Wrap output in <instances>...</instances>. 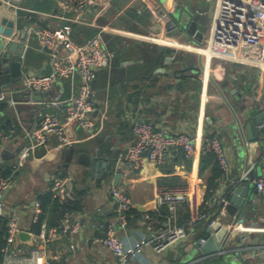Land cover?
Instances as JSON below:
<instances>
[{"label": "crops", "instance_id": "1", "mask_svg": "<svg viewBox=\"0 0 264 264\" xmlns=\"http://www.w3.org/2000/svg\"><path fill=\"white\" fill-rule=\"evenodd\" d=\"M178 6L182 10L206 7L209 11L204 0H95L79 13L61 12L57 0H21L17 7L0 3V25L5 18L12 21V41L25 45V53L20 58V79L2 90L8 95L12 92L10 96L18 104L15 108L3 101L7 107L0 110V126L11 135L0 147V174H4L0 177L10 184L1 195L5 206L1 216L7 222L15 218L20 231L31 235L29 243L20 240L18 234L9 242L7 230L9 244L4 259L21 250L25 257L38 253L43 264H118L117 258L99 242L106 234L107 225L116 221L113 187L126 191L132 199L126 212L127 228L120 229L117 225L118 235L129 245L151 237L144 213L157 215L156 197L160 192L173 189L188 196L191 212L185 227L189 237L164 253H156L151 245H146L130 264H202L216 258L201 254L196 243L199 233L195 229L196 222L207 221L209 210L218 205L213 201L219 200L221 195L226 197L251 164L256 168L242 182L258 175L264 167V133L257 127L258 137L251 134V138L246 129V123L264 111V76L252 68L239 64L235 68L230 63L213 60L209 49L198 47L200 42L194 36L181 33L179 28L168 30L159 12L165 11L171 16ZM57 15L77 20L69 22L74 25L73 38L77 43L100 33L113 53L112 64L110 68L99 70L91 85L96 108L90 116L93 127L90 130L71 127L68 135L72 143L67 147L59 146L57 139L51 137L47 147L38 148L17 167V152L29 143L27 135L41 115L58 113L63 118L57 107L43 102L58 93L70 96L67 83H59L50 93L31 94L24 87L27 73L48 74L51 70L48 55L37 39L31 38L26 43L21 40L23 35L25 37L24 28H56L68 23ZM12 55L14 53L9 51L4 54ZM137 119H147L171 132L185 130L192 135L218 136L226 147L228 172L217 163L222 173L215 178V188L209 186L217 169L210 163L200 173V150L193 158H186L181 150L171 152L160 166L145 162L139 170H134L128 162L127 150L133 142L132 124ZM68 149H74L70 161L67 160ZM79 153L97 157L99 170L79 164ZM104 162L105 168L101 166ZM117 173L121 177L115 184ZM62 177L70 179L71 198L67 201L81 204V210L65 215L80 221L81 228L71 237L59 236L50 244H43L39 239L43 224L47 229L60 232L65 215L54 224L48 210L36 233L34 225L41 214L37 213L36 205L40 206L42 195L51 192L53 180ZM207 191L209 195L204 201ZM251 197L253 207L248 209L243 222L237 223L241 224L240 229L257 230L264 225V199L258 193ZM202 203L204 211L200 212ZM185 210L181 207L178 211L181 225H186ZM236 219L225 210L223 216L219 213L214 220L230 226ZM239 234L242 233L232 235L228 246L233 247ZM240 243L243 254L248 256L253 251L261 260L260 264H264V234L248 233Z\"/></svg>", "mask_w": 264, "mask_h": 264}, {"label": "built area", "instance_id": "2", "mask_svg": "<svg viewBox=\"0 0 264 264\" xmlns=\"http://www.w3.org/2000/svg\"><path fill=\"white\" fill-rule=\"evenodd\" d=\"M21 0H0V3L17 7ZM95 0H57L61 12H82ZM215 7L211 13L209 27L207 26L203 40L198 47L207 48L212 54L213 60L234 63L246 68L256 69L264 76V0H215ZM68 23L56 28L27 26L24 28V40L36 38L42 50L48 55L50 72L48 74L27 73L24 87L29 93H50L59 83H67L70 88V96L63 97L58 93L52 99L43 102L46 106H55L63 113L43 114L38 124L28 133L29 143L17 152L16 166L20 167L31 157L38 148L47 147L51 137L57 139L58 145L67 147L72 141L68 135L71 127H80L90 130L93 122L90 119L95 111V103L92 100V82L97 72L111 67L113 53L107 48L99 34L93 39L77 43L73 38V27L69 23L77 21L57 15ZM14 35V34H13ZM4 38L7 47L13 40ZM5 46L3 52H6ZM13 94L12 92H9ZM10 94V95H11ZM8 93L0 92V102L7 101L16 108L18 101L11 98ZM10 96V97H8ZM264 133V122L258 126ZM133 142L127 150V159L134 170H139L145 162L155 166L162 165L171 152L181 150L186 158L195 157L201 152L214 153L221 169L226 173L229 170L226 147L218 136L192 135L188 131L171 132L166 128L156 126L154 123L137 119L132 124ZM11 138L0 126V147ZM200 144V147H199ZM264 160V149L262 151ZM256 168L255 164L248 167L241 179L249 176ZM253 184L256 192L264 199V167L260 174L254 176ZM9 181L0 177V216L4 213L2 192L9 187ZM112 198L115 206L116 221L107 225L106 234L99 242L106 250L112 253L118 260V264H130L138 257L142 248L151 245L156 253H164L176 244L189 237L187 228L178 222V211L188 204V196L182 191L166 190L156 197L154 216L150 212L144 213V218L151 230V237L141 239L132 245L118 235V229L127 228L126 212L132 205L131 197L118 187L112 188ZM53 200L60 203L70 199V179L67 177L55 178L51 187ZM214 204H222L220 215L225 214V206L228 200L221 195ZM213 203H208L212 205ZM37 213L41 212L39 204L36 205ZM219 221V220H218ZM217 220H212L209 228H212ZM117 225L119 228H117ZM61 231L47 229L43 224L39 239L43 244L54 241L57 237H71L81 228L78 220H72L70 215H65L61 221ZM241 224L234 225V233H262L264 225L250 230L249 227L240 229ZM248 229V230H247ZM8 241L13 242L20 232L18 222L11 218L7 222ZM209 235H214L210 232ZM207 241L200 238L196 243L201 246ZM236 250L242 252L241 244ZM21 250L6 255L2 264H43L38 253L30 256L21 255ZM218 250L215 254H220ZM214 255V254H213ZM207 255V256H213Z\"/></svg>", "mask_w": 264, "mask_h": 264}, {"label": "water", "instance_id": "3", "mask_svg": "<svg viewBox=\"0 0 264 264\" xmlns=\"http://www.w3.org/2000/svg\"><path fill=\"white\" fill-rule=\"evenodd\" d=\"M172 7L170 6L171 10L173 9ZM207 13L208 8L205 7L204 9L192 8L190 11L182 10V12L177 9L171 16L165 11H160L159 16L166 22V28L168 30L179 28L181 33L194 36V39L201 42L207 29V21L205 18ZM13 34L14 23L7 18L3 19L0 25V92L3 89L9 88L12 84L15 85L20 79L22 72L20 58L25 53V45L17 41H12L7 47L5 46L4 38H11ZM23 39L24 35L21 37V40ZM4 46L7 48L6 52H13L14 55L10 57L4 56L6 53L3 52ZM189 60H191V57H189ZM211 80L221 90L219 84L213 78ZM263 122L264 111H261L246 123V129L250 132V137L251 134L256 138L258 137L257 127ZM42 151H44V148ZM67 151V160L70 161L74 149H68ZM77 162L83 166L93 167L95 170H99L100 167V162L97 160V157H90L87 153H79L77 155ZM101 166L105 168L106 163L104 162ZM120 177V173L115 174V184L119 181ZM253 178L254 176H250L246 181L234 182L235 184L231 186L225 210L237 219L230 226L223 224L221 221H217L212 228L207 230L209 233L214 232V235L207 237V241L200 246V252L202 255L214 254L212 257L213 259L216 258L211 260V262L202 264H260L261 260L253 251L246 256L241 251L236 250L241 244V239L246 237L248 233L239 234L233 247L228 246L231 240L230 238L233 235L234 225L238 222L242 223L243 217L247 214L248 209L253 207L254 202L251 195L257 193L254 184L251 183ZM18 237L25 243H29L31 239V235L26 231H20ZM218 250L222 252L215 254Z\"/></svg>", "mask_w": 264, "mask_h": 264}, {"label": "trees", "instance_id": "4", "mask_svg": "<svg viewBox=\"0 0 264 264\" xmlns=\"http://www.w3.org/2000/svg\"><path fill=\"white\" fill-rule=\"evenodd\" d=\"M73 25V24H72ZM74 26V25H73ZM41 27H47V26H41ZM97 34H94L93 36H91L89 39H93L94 36H96ZM86 41V40H85ZM150 46V45H149ZM151 47V46H150ZM167 52L170 53L171 50L167 49ZM7 107L6 103L0 102V110H4ZM176 154V153H175ZM212 163L213 165L216 166V171L214 174L213 179L209 182V186H213L215 188L216 186V182L215 178L219 177L222 173L221 169L218 167L217 165V160L216 157L214 155V153L212 152H202L201 155V167H200V173L202 174V170H204L208 164ZM1 176H3L2 174H0ZM208 191L204 194L203 199L205 201V199L208 196ZM225 198L229 197V192L226 193ZM204 203L201 204V206H199L200 212L204 211L202 210ZM40 208H41V214L38 217L37 223H35L34 225V230L36 233H38L40 231V226L42 221L45 218V214L47 213V211L49 210V215L50 217L52 216V223H57L66 213H74L78 210H81V204L80 201H75V200H69L66 201L64 203H59L55 200L52 201L51 198V192L50 193H46L44 195H42L40 197ZM182 208H185V214L183 215V221L185 222L184 226H188L187 221H189L190 219V208L188 204H184L182 206ZM222 208V204L220 205H215L213 209L209 210V217L207 219V221L200 219L196 222V226L195 229L197 231H199L198 233V239H200L201 237L206 238L208 236V232H207V226L208 224L214 220L216 218V216L220 213V209ZM8 242H7V220L5 219V217L0 216V264L3 263V259H4V255L7 252L8 249Z\"/></svg>", "mask_w": 264, "mask_h": 264}, {"label": "rangeland", "instance_id": "5", "mask_svg": "<svg viewBox=\"0 0 264 264\" xmlns=\"http://www.w3.org/2000/svg\"><path fill=\"white\" fill-rule=\"evenodd\" d=\"M206 3H207V6L209 7V11L208 13L206 14L205 18H206V21H207V26L209 27V23H210V17H211V13L214 9V7L216 6L215 5V0H204ZM179 11L182 12V9H180L181 7L178 6L177 7ZM183 10H187V11H190V9L188 7H186L185 9ZM231 66L235 67V68H238L239 65L238 64H234V63H230ZM254 72L258 73V71L256 69H252ZM262 213L264 214V208H262Z\"/></svg>", "mask_w": 264, "mask_h": 264}]
</instances>
